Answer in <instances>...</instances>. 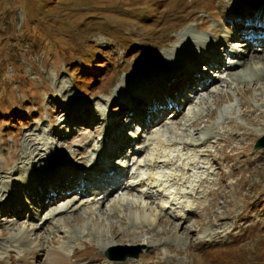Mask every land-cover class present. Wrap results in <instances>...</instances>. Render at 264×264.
Wrapping results in <instances>:
<instances>
[{
    "label": "rangeland",
    "instance_id": "374dc122",
    "mask_svg": "<svg viewBox=\"0 0 264 264\" xmlns=\"http://www.w3.org/2000/svg\"><path fill=\"white\" fill-rule=\"evenodd\" d=\"M243 1L0 0V264H26L25 250L48 246L64 252L67 264H222L214 261L221 256L239 263L231 253L242 243L246 252L258 241L262 246L264 148L253 145L264 135V74L244 77L243 68L264 63V42L253 55L235 44L244 51L235 57L239 66L221 78L214 70L207 84L186 89L179 113L148 112L160 120L144 122L148 132L136 143L126 139L133 128L117 134L126 111L148 119L146 92L133 86L135 77L153 68L150 90L161 101L166 66L188 69L189 62L176 56L177 33L197 26L179 48L189 61L205 57L209 50L197 44L198 33L204 44L241 39L219 21ZM246 14L241 10V19ZM177 79L171 78L174 92L165 98L172 105L179 98ZM116 142L118 152L107 153ZM102 165L127 175L108 181ZM50 167L46 175L39 172ZM81 168L94 184L87 189L92 194L77 186ZM70 173L73 190L59 192L42 210V194L64 188L61 181ZM133 212L148 216L132 221ZM149 222L151 230L137 239L135 231ZM113 225L122 233L118 238L110 232ZM139 244L145 248L137 258L104 256L112 245L131 246L110 250L118 256ZM257 258L253 264H264V253Z\"/></svg>",
    "mask_w": 264,
    "mask_h": 264
},
{
    "label": "bare ground",
    "instance_id": "6f19581e",
    "mask_svg": "<svg viewBox=\"0 0 264 264\" xmlns=\"http://www.w3.org/2000/svg\"><path fill=\"white\" fill-rule=\"evenodd\" d=\"M246 2H248V0H244L243 1V4L241 5V6H245L244 8H246V9H248V7H249V5H250V3H246ZM224 5V4H223ZM223 10H224V8H222ZM246 9H245V11H246ZM252 11H256V12H253V13H249V12H247V14H246V16L243 18V19H241V17H240V15H241V13L239 14V13H237V12H235L234 11V13H232V14H230V15H228V14H225L224 16H222L223 18L221 19V21H219V23H220V26L222 25V26H225V25H227L226 23L228 22V20H230L231 18H234V19H236V21H231L232 23L231 24H236V22L237 21H240L239 23H243V20L244 19H246L245 20V28L246 29H248L249 27H251V25H249V24H252V23H254L256 20H249V19H247V18H249L250 16H252V15H254V13H255V16H256V18L258 19V21H261L262 19V17H263V15H264V11H258V9L257 8H255L254 10H252ZM223 14V13H222ZM214 20V19H213ZM264 22H262V24H263ZM191 26H185L182 30H180L178 33H177V39L178 40H181V43H180V46L181 45H183V44H185L189 39V33L191 32V31H193V30H197V26H195V25H193V24H190ZM225 27H227V26H225ZM223 29V28H222ZM259 29H262V26L260 25L259 27H256V30H259ZM194 33H196V32H194ZM198 35L200 36V40L199 39H197L196 40V42H197V44L199 45V46H201V49H202V45H203V52L204 51H206V49H208L209 50V54L206 56L205 55V57L203 56H195V58H192V60H190L189 61V56H190V54H187L186 52H183V51H181V49L178 47V50H179V54L178 53H176V56H179V58L181 59L180 61H182V60H187L189 63H188V69L187 70H178L176 67L175 68H170V69H167V68H169L170 66H166V73H165V75L162 77V79H163V81H164V83H169V86L168 87H171V86H173L172 85V80H173V76H176V77H178V79L177 80H179V79H181V81H180V89L179 90H176V92L178 93V95H179V98H183L184 96H185V90L186 89H188V90H190L191 88H193L194 90H197L198 89V87L200 86V81H203V83H204V85L205 84H207V82H209V80H210V78H207V74H209V70L207 71V76L204 74V73H202V70H205L206 69V67L207 68H210L211 69V66H212V64H214V63H216V62H218V52H217V50H219V48H224V50L222 51V54L224 55V56H226V57H229V56H227V55H225V51L228 49V45H227V43L226 44H224V42H219V41H210V42H208V43H206V44H204L205 43V36H202L203 34H200V33H198ZM187 37V38H186ZM194 41V40H193ZM226 41V40H225ZM246 42H244L245 44H249L250 43V41L249 40H245ZM202 42H203V44H202ZM243 43V44H244ZM250 45V44H249ZM192 46V45H191ZM174 47V46H173ZM173 47H172V49H173ZM257 49H255L254 50V52L256 51ZM181 51V52H180ZM236 51V50H235ZM174 52V51H173ZM237 52V51H236ZM170 53H172V52H170ZM167 54H168V52H167ZM217 54V55H216ZM234 54H235V52H234ZM169 55V54H168ZM241 55V54H240ZM172 56V55H171ZM174 57V56H173ZM248 60V59H247ZM261 60V59H260ZM202 63H204V67H205V69H204V67H202V69H200L201 70V72H199V64H202ZM230 64H231V62H229ZM251 63V62H250ZM168 65V64H167ZM237 66H239V62L238 61H235V62H232V67H228V69H230V68H237ZM226 69V68H225ZM225 69H223V68H221V67H219V69H214V70H216V71H218V74H217V77H219V78H221L222 77V75H223V73H224V71H225ZM155 70L153 69V68H151L150 69V71H148V70H145L144 72H145V74L143 75V74H140V75H138L137 77H135V79H134V81H133V86H137V88H140L141 87V90L139 91L142 95L145 93V95H143L145 98H147L148 99V101H147V103H148V105L150 106V105H152L154 102H158L157 100H159V99H156L155 100V95H153L152 93H151V91L152 90H150L151 89V86H152V84H151V82L153 81V80H155V79H153L152 77V73L154 72ZM187 71H190V73H192V74H194L195 73V75L194 76H192V78L186 83V84H184V85H182V82L185 80V73L184 72H187ZM243 71L245 72V74H243V76L244 77H246V76H255V75H257L259 72L260 73H263L264 74V63H254L253 65H249L248 67H244L243 68ZM156 72V71H155ZM63 76V75H62ZM65 77V76H64ZM62 78V77H61ZM124 78V77H123ZM126 78V77H125ZM161 78V77H160ZM171 78H172V80H171ZM250 79V78H249ZM263 79H264V77H263ZM57 80V79H56ZM59 81V80H58ZM118 81V80H117ZM121 81V80H120ZM259 81H260V78H259ZM146 82H148V85H147V83ZM264 82V81H263ZM125 84V83H124ZM64 85H66V84H64ZM113 85H115V84H113ZM130 85V84H129ZM182 86H184V89H182L181 87ZM202 86V85H201ZM63 87V86H62ZM61 87V88H62ZM147 87V88H146ZM63 89V88H62ZM73 90H74V88H73ZM75 91V90H74ZM197 92V91H196ZM68 93H69V91H68ZM176 93V94H177ZM71 94V93H70ZM189 96H190V94H189ZM187 99H189L188 97H187ZM160 100H162V101H164V99L161 97L160 98ZM185 100H186V98H185ZM134 101V100H133ZM180 101H182V100H179V99H177L176 100V106H178L179 105V102ZM183 103V102H182ZM181 103V104H182ZM133 106H134V103H133ZM131 107V106H130ZM139 107V105H136V108H138ZM74 109V108H73ZM166 111V110H165ZM177 111V113H179V111H180V108H177L176 110H174V107L172 108V110H171V112H169V114H171L172 113V116L174 115V113ZM153 112H155V111H153ZM152 112V113H153ZM150 115V120L152 121V120H154L155 121V119L157 118V115H155V116H152L151 117V114H149ZM52 117V116H51ZM257 117V116H256ZM253 118L252 119V122H256L257 120V118ZM135 118H137L136 116H135ZM143 121H144V119H142ZM260 121V120H259ZM197 123V122H196ZM195 123V124H196ZM116 124V123H115ZM130 130V129H129ZM134 133V132H133ZM156 134V133H155ZM242 135H245L244 133H242ZM126 136V135H125ZM135 136H136V134L134 133L133 134V138H132V140H131V142L134 140V138H135ZM121 137V136H120ZM154 139H155V143L156 144H159L160 142H162L161 140H163V138H162V134L160 133V135H157V136H155L154 137ZM116 140H120V139H116ZM121 144V143H120ZM123 151V150H122ZM94 164V163H93ZM44 170V169H43ZM108 170H110L109 168H108ZM82 171V169L80 170H78L76 173L78 174V173H80ZM105 172H107V170H105ZM114 172L115 173H118L119 175H122V169L120 168L118 171H116L115 169H114ZM114 173V174H115ZM113 175V174H112ZM67 176H69V174H67V175H65L64 177H67ZM105 177H107L108 178V181H118V179H114L113 177H110L109 178V176L108 175H106V176H104V178ZM44 178V177H43ZM151 178H153V177H151ZM155 179V178H154ZM67 182H68V180H67ZM67 182H65V183H63L64 185H67ZM155 182V181H154ZM58 188H49V195L47 196V198H46V196L45 197H43L42 196V198L40 199V202H41V205H43V203H45V205H46V207H47V203H49L50 202V199H53V200H55L51 195L52 194H54V191H56ZM61 189H63V188H61ZM60 189V190H61ZM128 189H130V187L128 188ZM50 191H51V193H50ZM143 198H145V197H143ZM44 199H47V200H49V201H47V202H45L44 201ZM6 207V206H5ZM143 210V209H142ZM112 211V210H111ZM147 214H139V213H136V212H133L132 214H131V216H130V218H131V220L133 221L134 219H135V221H137L138 219H140L141 221H143V220H145L146 218H147ZM52 218V216H48V219H51ZM149 219V218H148ZM181 220V219H180ZM158 221H159V219H158ZM165 221L166 220H161V223L162 224H164L165 223ZM171 224V223H170ZM141 225V224H140ZM140 225H139V227H140ZM152 223L151 222H149L148 223V225H145V227L144 228H146V229H139L138 231H135V233L138 235L136 238L137 239H139L140 237H141V235H142V233L144 232V231H150L151 230V228H152ZM170 230V229H169ZM111 234H114V236H117V238H118V235L119 234H122L121 232H118L117 231V228H116V226H111ZM128 232H130V231H128ZM204 233V232H203ZM1 235L3 234V232L2 233H0ZM152 234H154V233H152ZM152 234H150V235H152ZM20 236H22L21 234H19ZM130 235V234H129ZM16 236V235H15ZM121 236V235H120ZM125 236V235H124ZM211 237V236H210ZM15 238V237H14ZM20 238V237H19ZM126 238V237H125ZM135 238V237H134ZM137 239H136V241H137ZM15 240H18V238H15ZM14 240V241H15ZM132 240V239H131ZM146 240V239H145ZM13 241V242H14ZM113 241H115V240H113ZM12 243V242H11ZM108 244V242H105L103 245H102V247L104 246H106ZM148 244V243H147ZM175 245L177 246V244L175 243ZM70 251V250H69ZM71 251H73V253H74V250H71ZM73 253H70V254H73ZM23 259H24V261H25V263L26 264H38L37 263V261H39V260H42V259H44V261H45V264H67L68 262H69V257L66 255V254H64V252H62V251H60V250H55V249H53V248H51V247H40V248H38V249H35V250H25V252L23 253Z\"/></svg>",
    "mask_w": 264,
    "mask_h": 264
},
{
    "label": "trees",
    "instance_id": "16d2710c",
    "mask_svg": "<svg viewBox=\"0 0 264 264\" xmlns=\"http://www.w3.org/2000/svg\"><path fill=\"white\" fill-rule=\"evenodd\" d=\"M260 235H261V238L259 239L262 243V249L259 250V241L257 242V245L256 247L254 248L253 252L252 251H248L246 252L245 251V245L247 243H242L241 244V248L239 249H236L234 250L231 255H238L241 259L239 260V263L237 262V260L231 256H221L219 258H217L216 260L214 261H223L222 264H253L254 261H257V257H261L263 256V253H264V232H261L260 231ZM247 246V245H246ZM259 248V249H258ZM212 264H216V263H212Z\"/></svg>",
    "mask_w": 264,
    "mask_h": 264
},
{
    "label": "water",
    "instance_id": "95a60500",
    "mask_svg": "<svg viewBox=\"0 0 264 264\" xmlns=\"http://www.w3.org/2000/svg\"><path fill=\"white\" fill-rule=\"evenodd\" d=\"M253 148L254 149H257V148H264V135L260 136L259 138H257L255 140V143L253 145ZM129 248L131 246H128V245H117V246H110V248L108 250H105L104 251V256L110 260H117V261H123L125 260L127 257H134V258H137L139 253L141 252V250L144 247V244H139L135 247L134 250L132 251H127V252H124L123 254H120L118 256H114L111 254L110 250L114 249V248Z\"/></svg>",
    "mask_w": 264,
    "mask_h": 264
}]
</instances>
